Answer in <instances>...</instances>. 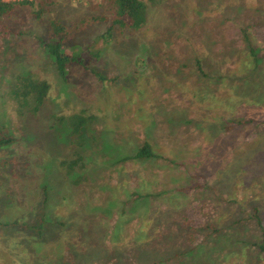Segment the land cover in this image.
Masks as SVG:
<instances>
[{
	"label": "rangeland",
	"instance_id": "obj_1",
	"mask_svg": "<svg viewBox=\"0 0 264 264\" xmlns=\"http://www.w3.org/2000/svg\"><path fill=\"white\" fill-rule=\"evenodd\" d=\"M6 1L15 5L0 20V136H12L14 141L0 146V264H116V258L107 261L105 257L101 258L100 250H111L107 245L111 243L109 239L116 214L107 219V228L87 224L84 225L86 230L82 231L78 224L83 219L78 210L83 205L87 209L85 213L90 210L98 213L92 207L104 205L109 196L122 198L124 189L138 187L169 191L181 184L178 177L184 179L188 176L186 170L196 177L204 170L210 171L207 178L214 172L207 164H199L198 151L203 152L204 158L207 156L205 146L201 149L205 131L196 120L193 124H186L179 122V117L184 114L194 120L201 115L202 108L227 111L228 115L237 117L251 105L244 106V96H239L243 89L239 81H230L228 77L221 83L220 80L210 82L204 78L196 81L189 78L188 73L197 52L207 57V66L212 71L218 69L220 74L226 67L227 70L233 69L234 62L245 54L242 53L239 23L250 26L260 42V53L264 54V0H145L148 22L138 30L113 26L110 0H51L48 9L41 13H38L41 9L37 0H30L33 4L24 3L25 0ZM232 10L238 13L234 14ZM231 17L238 19L233 21ZM51 19H59L68 26L87 20L74 41L84 47V52L87 50L85 46L93 45L92 57L84 52L83 56L87 57V67L101 71L107 78L105 81L98 79L87 67L74 69L69 82L45 72L40 62L39 45L40 38L47 36ZM102 34H106L105 38ZM64 48L68 52L72 50L67 44ZM228 53H233L231 59ZM142 59L148 68L139 67ZM24 68L38 72L41 78L52 84V94L46 104L48 110L68 115L89 107L100 118L95 128L101 132L104 142H100L96 150L89 147L91 154L85 156L90 180L82 184L84 190L73 186L60 166L61 160L76 158L74 151L79 150L69 144L68 135H60L58 129H46L42 114L38 118L28 114L19 116L11 108L7 96L12 86L4 83V78ZM136 68L140 73L131 75ZM180 69L183 72L178 77ZM137 75L138 78L134 79ZM182 78L185 82L178 84ZM118 109L122 110L120 114ZM204 124L207 126V122ZM257 133L251 129L246 133L236 130L234 134L249 143ZM145 140L152 143L161 159L118 162L120 155L134 152ZM176 154L179 156L177 160L186 162L184 165L165 161L166 158L174 160ZM247 170V182L253 175L258 176L264 171L256 166ZM203 179L198 177L197 182L202 183ZM225 181L231 188L232 179L226 178ZM86 184L95 186L87 188ZM119 185L124 189L116 191ZM241 187L238 185V189L242 190ZM44 192L48 197V215L54 214L53 219L58 221L67 220L71 227L56 229L50 226L52 232L38 235L33 225L38 223L42 209L47 205L44 204ZM172 192L157 200L152 216L165 211L171 213V219L185 220L183 224L193 228L223 213L221 204L225 203L208 199L209 204L202 205L200 200L193 199L192 192L188 193L189 199L175 198V201L179 200L176 208L179 211H172L166 202ZM222 197H227L226 191ZM180 211L183 212L175 213ZM226 216L224 212L220 222ZM100 218L97 216L93 221ZM170 220L155 228L178 232L180 228ZM135 232L133 223L122 233L133 237ZM85 233L94 240L87 243ZM190 234L181 232L178 236L187 238ZM196 237L199 242L202 235L197 233ZM122 241L128 243L125 237ZM90 244H97L99 256L88 255L81 249ZM130 248L126 245L122 249ZM245 254L244 251V264L258 261L248 259ZM229 256L217 264H235V260L241 264L242 256ZM131 261L121 264H144L133 258Z\"/></svg>",
	"mask_w": 264,
	"mask_h": 264
},
{
	"label": "trees",
	"instance_id": "obj_2",
	"mask_svg": "<svg viewBox=\"0 0 264 264\" xmlns=\"http://www.w3.org/2000/svg\"><path fill=\"white\" fill-rule=\"evenodd\" d=\"M37 2H39V8L41 9L38 13L46 11L48 5L51 4V0H37ZM24 3L31 4L32 2L25 0ZM109 4L113 13V26L138 30L147 25L149 13L145 0H110ZM14 5L11 2L0 0V20L10 12ZM231 12L238 13V11L233 12V10ZM226 17L228 18V16ZM231 19L236 21L238 18L231 17ZM84 21L87 20L84 19L80 23L77 22L73 26H68L59 19H51L47 25V36L40 38V62L44 66L45 72H50L53 77L55 76L54 78H59L63 82H69V76L74 69L87 67L88 65L87 57L84 58L83 56L84 47L82 48V45L80 46L74 41L78 36V32L83 28ZM238 25L241 28L242 53L245 52V54L239 57L240 59L237 62H234L235 67L230 70H227L228 67H226L219 74L218 69L212 71L210 66H207V57L197 52L192 70L188 73V76L189 78L193 77L196 81L204 78L210 82L220 80L221 83L225 77L233 82L239 81L240 87H243L239 96H244V106L251 105V107L244 111L243 115L237 117L228 115L227 111L217 112L210 108H202L201 115L198 118L195 117L194 120L193 118H187L184 114L179 117L178 121L186 124H193V121L196 120L201 130L206 133L201 149H204L205 146L207 156L204 158L202 151H198V155L201 157L199 164H207L208 168L214 170L208 178V172L210 171H203L199 167L203 171L201 174L196 177L195 174H191L186 170L188 176L184 179L182 176L178 177L177 181H180L181 184L169 191L167 189L150 190L148 188L142 190L138 187L127 190L119 185L115 190L123 188L125 196L122 198H116L115 196V198H111L109 196L106 203V200L101 201L105 204L94 206L95 208L92 207L93 211H99L98 213H94L92 210L85 213L86 207L83 205L80 207L78 212L83 221L78 226L82 231L86 230L84 225L87 224L90 227L100 224L105 229L108 227L107 219L116 214L109 239L111 243L107 245V247L111 246V250L100 249L102 251L101 258L105 257L106 261L110 258H116V264H121L122 262L130 263L133 258L144 264H217L219 260L233 255L238 258L242 256L241 264H244L245 251L248 259L256 258L258 260L255 264H264V201L262 200V197H264V171L258 176L253 175L250 182L246 181L245 175L248 168L255 166L264 170V54L260 53V42L252 34L250 26L245 23H239ZM105 36L106 34H102L103 38ZM65 44L72 47L70 52L64 48ZM85 47H87V50L84 53L92 57L94 54L93 45ZM232 54L228 53L230 59ZM139 67H142V69L148 68L144 59L139 63ZM87 68L98 79L104 81L107 79L95 67L88 66ZM179 71L181 72L178 77L182 76L183 70L180 69ZM134 72L140 73L137 68L132 70L131 75ZM39 75L38 72L24 68L19 73L5 77L4 83L12 86L7 98L12 104L11 108L19 116L28 114L38 118L42 114V117L46 120V129L56 131L58 129L57 133L60 135L67 134L69 144L83 151L75 150L74 155H76V158L61 160L60 166L73 186L84 190L85 188L81 187L82 184L88 183L90 180L85 167V156L91 154L89 147H94L96 150V146L99 148L100 142H104L101 132L95 128L100 118L89 107H82L68 115L48 110L46 104L52 94V84ZM136 78H138V75L134 77V79ZM9 79L11 80L5 81ZM184 82L185 79L182 78L178 84ZM238 89L236 88V90ZM139 94L140 96L143 95L142 92H139ZM121 112V109L117 110V113L120 114ZM206 122L207 126L204 124ZM2 127L5 128L4 122ZM251 129L258 133L256 138L249 143L244 138L238 139V135L234 134L236 130H244V133H246ZM1 132L4 133V131ZM12 141H14L12 136H0V146ZM103 154L106 155L107 153L103 152ZM178 158L179 156L176 154L174 160L166 158L165 161L179 166L186 163L177 160ZM158 159H161V155L153 149L149 140H145L142 146L134 152L120 155L118 162L125 163L128 160L154 161ZM197 166L198 163H196L195 168ZM198 177L204 178L202 183L197 182ZM226 178L232 179L231 188L226 186ZM238 185L242 186L243 189H238ZM85 186L91 188L95 185L86 184ZM172 190V196L166 197V202L170 205L171 210H176L178 207L179 200L175 201V198L183 196L189 199L188 193L192 192L193 199L200 200L202 205H208V199L225 203L224 205L221 204L223 213L221 216L206 219L203 224L193 228L189 224H183L185 220L181 222L177 218L171 219V213L165 211L152 216V209L157 200ZM223 191L227 192L225 198L222 197ZM118 192L120 194V191ZM43 194L46 197L44 204H47V192ZM88 205L93 206L92 204ZM181 212L183 211L175 213L181 214ZM224 212L230 217L226 216L227 218L225 217L220 222ZM48 213L47 204L42 209L38 223L33 225L38 230V235H48L53 231L50 230V226L56 229H60V226L71 227L67 220H55L53 219L54 214L48 215ZM97 216L101 218L99 221L94 222L93 220ZM168 220L171 224H176L177 228H180L178 232L171 233V230L164 232V230L161 231L155 228V226L164 224ZM133 223H135L136 228L135 235L130 237L125 233L123 234L124 228ZM181 232L191 234L187 238L186 236L180 237L178 233ZM54 233L58 235V232ZM197 233L202 235L199 242H197ZM128 234H130L129 230ZM85 235L86 238L84 239L87 240V243L88 240L90 242L94 240L89 237L90 235L88 236V233H85ZM122 237H125L128 243L122 241ZM157 242L158 244L155 245ZM178 242L179 245L177 246ZM126 245L131 247L130 250L122 249ZM81 249L85 250L88 255H100L97 244H90ZM87 249L91 252L87 253ZM130 254L131 257H129ZM123 257H126V261H123ZM237 262L238 260H235V264ZM230 264L233 263L230 262Z\"/></svg>",
	"mask_w": 264,
	"mask_h": 264
},
{
	"label": "built area",
	"instance_id": "obj_3",
	"mask_svg": "<svg viewBox=\"0 0 264 264\" xmlns=\"http://www.w3.org/2000/svg\"><path fill=\"white\" fill-rule=\"evenodd\" d=\"M6 1V0H5Z\"/></svg>",
	"mask_w": 264,
	"mask_h": 264
}]
</instances>
